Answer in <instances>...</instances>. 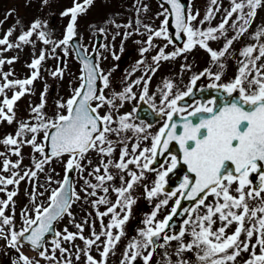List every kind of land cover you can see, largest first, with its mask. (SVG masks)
<instances>
[{
  "label": "snow or ice",
  "instance_id": "snow-or-ice-1",
  "mask_svg": "<svg viewBox=\"0 0 264 264\" xmlns=\"http://www.w3.org/2000/svg\"><path fill=\"white\" fill-rule=\"evenodd\" d=\"M92 3L93 0H83L82 3L74 0L73 6L62 13L70 16V21L59 41L50 40L46 32L40 31L42 25L37 20L21 32L15 43L9 41L14 31L9 29L0 38V46H6L0 51L30 44L33 35L37 34L45 45H53V53L62 48L64 56H67V46L77 35L78 15ZM136 3L139 4L140 0ZM191 3L192 0H187V3L161 0L162 11L157 16L164 19L158 28L143 24L139 19L141 11H148L147 5L136 7L137 27L134 31L139 34L142 27L147 33V39L142 42L144 46L140 48L141 56L156 47L155 39L162 38L167 43L151 57V64L146 59L137 61V67L144 66L143 74L135 80L126 77L127 82L121 91L106 94L105 90L111 86L112 73L101 69L99 59L94 62L93 53L99 57V48L107 49L108 45L94 46L92 53L82 46H74L82 67L79 85L73 87L71 96L57 102L58 111L50 118L45 110L46 86L41 102L31 108V119L21 121L15 134L0 139V145L5 149L0 151V193L6 196V199H0V239L17 253L12 264H40L41 259L47 264H73L72 249L64 247L65 243L73 245L77 264L81 256L85 264H107L109 255L125 236V226L136 204L132 193L146 172H154L156 176L151 188H145L147 197L152 199L163 193V198L143 221L145 227L139 230V238L127 244L119 264H136L141 256L143 264H150L157 248L165 249L164 264H173L167 251L172 241L178 245L175 264H191L190 260L179 257L193 250L197 252V264H236L242 253H249L244 264H264V63H258L264 59V27L253 33L254 43L239 50L240 60L234 78L223 80L225 62L233 55L234 44L248 33L257 9L264 7V0H228V8H222L221 0H210L203 19L199 18V10L193 12ZM221 12L220 22L213 26L212 21ZM170 19L175 29L174 38L169 29ZM112 23L117 28L132 27L131 21L125 25ZM98 31L103 33L105 29ZM132 34L125 31L124 39ZM181 40H184L182 46H175L170 53L165 51L169 45ZM221 40L223 43L218 49L210 46L211 42ZM197 47L209 54L210 63L216 66L217 71L205 68L199 74H193L183 91L175 90L176 85L165 80L159 96L150 93L152 76L158 71L161 61L175 59ZM112 56L120 59L115 52ZM47 57L46 51L42 50L38 57L33 58L28 65L32 69L31 75L25 79L9 80L11 72L0 73L3 78V83H0V96H3L0 121L9 124L15 121L14 106L21 97L30 94V86L40 78L42 62ZM15 60L16 57L0 58V67L5 63L11 65ZM190 69V64L181 65L182 71ZM64 74L65 68L60 66L50 72L53 78H63ZM204 76L211 77L213 83L209 87L222 91L223 95L188 111L187 106H180V102L193 94L197 82ZM135 87L141 88L139 94L134 91ZM16 88L19 90L9 98L6 90ZM137 98L156 109L155 114L163 118L164 122L155 134L150 132L151 124L132 122L136 108L131 112H120L125 103ZM156 99L160 101L159 107ZM105 108L107 111L101 115ZM185 112L186 115H181ZM175 116H179L178 121L174 120ZM129 132L131 136L126 135ZM145 141H150V146L141 148ZM173 141L179 145L181 155L171 152ZM25 146L32 149L33 156L30 166L21 171ZM118 147L119 155L114 158ZM92 151L100 156L96 166L87 159ZM13 156L17 157L15 161L11 159ZM160 156L168 159L157 168ZM53 160L64 164L63 176L59 180L54 179L57 174L54 168H50L46 184H40V174L45 173L46 166H50ZM180 164L187 166L188 175L174 191H165L170 174ZM112 168L124 173L119 177L122 182L119 187L108 186L116 179L110 171ZM74 172L79 174L82 185L78 186L73 181ZM22 182L31 186V192H26L31 206L20 212L21 225L17 228L14 197L18 196ZM9 186H12L11 190ZM110 191L115 193L114 202L109 199ZM209 197L213 198L211 203H207ZM182 198L191 201L193 206L183 207ZM80 201H90L95 216L100 218L101 230L97 232L93 222L88 237L83 234L84 226L89 224L88 218L75 223L72 211ZM170 201L173 203L169 212L162 219H157L158 213L169 206ZM10 206L12 214L6 215ZM100 206H105V211H99ZM91 215L88 214L89 217ZM182 215L186 218L178 233L168 234L174 217ZM65 216L77 229L76 232L69 231L67 227L62 231L56 229L55 225ZM104 217H110L106 225ZM233 225L235 228L229 234ZM49 234L51 240L48 239ZM186 236L190 237L187 243L184 241ZM77 239L83 242L84 247L74 244ZM25 244L39 258L26 255L22 251ZM49 244L50 247L46 246ZM93 247L99 252V260L91 254Z\"/></svg>",
  "mask_w": 264,
  "mask_h": 264
},
{
  "label": "rangeland",
  "instance_id": "rangeland-1",
  "mask_svg": "<svg viewBox=\"0 0 264 264\" xmlns=\"http://www.w3.org/2000/svg\"><path fill=\"white\" fill-rule=\"evenodd\" d=\"M70 1L71 0H48L47 3H44L43 0H0V34L2 33V31L4 35L9 29H16V34L13 36V38L16 39L17 41V38L21 34V32L26 31L31 25V23L39 20L42 25L40 31L46 32L50 40H52L53 38H57L59 36H63L65 32V28L70 21V16H63L62 13L65 11L64 5L66 4V2L70 3ZM144 1L150 3L149 4L150 8H156V2L154 0H140L139 4L136 3V0H95L94 1L95 4L92 3V5L89 8H87L84 13H81L78 16L77 30L81 32L86 44L88 45H91L93 44L92 42H94L93 39L90 41L93 31L101 28L105 29L107 36H105L104 44L108 45V48L107 49L102 48L101 55L99 57V63L101 65V69L103 67L104 70L108 68V71H111V73L113 74L112 81L114 82V86H116L115 89L117 91H121L125 86L127 82L126 77H128V80H131L133 77L136 76V74H133V68L137 66V61H139L138 55L140 54L133 56L131 58V63L129 65H124L125 66L124 70L120 71L118 66H121L120 63L121 59L119 60L114 59L112 53L115 52L116 54V52L120 51L121 48L124 50L125 45H133L136 51L138 50L137 48H139L140 45L142 44L140 40L131 37L137 34L134 31L135 28L137 27L135 23L137 19L136 7L141 6L142 3H144ZM71 2L73 5L74 0ZM80 2H83V0H80ZM221 5L222 8L230 7L228 0H221ZM209 6H210V0H193L192 10L193 12L199 10L200 12L199 18L203 19V16L206 13ZM7 9L12 10L11 12H13V14L16 17L14 18L10 11H7L10 12L9 14L3 12L4 10ZM143 12L144 11H141L139 13V19L142 21L143 24L150 25L149 23L151 21L150 19L151 18L156 19V17H147V15L153 14L154 12L146 11L144 12V14H142ZM60 14L62 15L61 17ZM222 14L223 13L221 12L216 15V19L212 21L213 26H215L220 22V17L222 16ZM112 21H115L116 24H120V25H125L129 21H131L132 27L128 29L124 27L117 28L115 24L112 23ZM153 22H155L153 24V28H158L156 24L158 23V21L154 20ZM259 27H264V7L257 9V16L255 17L252 26L249 28L248 33L244 35L238 43L234 44L232 50L233 55L230 56L225 62L224 77H223L224 81H229L232 78H234V76L236 75L238 69L237 62L240 60L239 50L243 46L255 42L252 39V35ZM125 31L133 33L126 40L124 39V37L120 35ZM117 33H119V35ZM228 34L231 35L232 33L229 32ZM143 36L146 40L147 33H145L143 28L141 27V32L140 34L137 35V37L140 39ZM113 37H115V39H113ZM31 40L32 43L22 44L20 48L14 47L8 51H0V58L5 60L10 59L14 56L19 57V59L16 62L11 64L12 66L7 65V63H5L2 67H0V73H4V70L6 68L13 69V66H15V69L11 71L12 75L9 76V80H15L17 78H20V76L21 79H25L29 77L31 75V69L28 67L27 64H30L33 58L38 57L43 49L48 54V57L52 60V66L54 65L53 71L55 70V67H58V59L60 56V52L63 51V49L58 48L53 53L51 47L50 52H48L47 48L49 47V45H45V47H43L44 43L39 40L37 34H34ZM9 41L11 43H15L12 41V36L9 38ZM138 41L141 43H138ZM154 43L156 44V47H154L153 49H157L160 43L158 42L156 43L155 41ZM222 43H223L222 40L219 42H211L210 46L213 47L214 49H218L222 45ZM3 47L6 46H0V48ZM67 47L69 48V54L66 56L65 62L61 66L65 68V74L63 78H53L52 76H50V74L48 75L52 66L51 67L48 66L49 60L43 63V72L47 68L46 70L47 76L45 78V72H44V76L42 78L37 79L33 83V85L30 86L31 88L30 94L24 95L23 97H21L19 101H17L16 105L14 106L15 115H16V119L14 121L15 127L13 126L14 129L10 130L11 131L10 134H15V132L17 131V126L21 121H28L31 119V108L35 105H38L41 102V94L44 92L46 86H47V94L45 97L46 99L45 110L47 115L51 118L58 111L56 107L57 102L69 98L72 94L73 87L79 85V79H78L80 75L78 73V70L80 69L79 63L77 62L74 56V52L70 44ZM151 57L152 55L146 57L148 63H152ZM258 63H264V59H262ZM184 64H190L191 69L189 71H182L181 65ZM208 64H211L209 54L205 50L197 47L191 52L182 54L181 56H178L175 59H171L169 61H162L158 69L163 70L165 72L168 71L167 73H170V77L174 80L172 82L175 85L176 84L179 85L178 87L176 86L175 90L179 89L180 91L181 89L182 91L186 88L187 84L189 83L188 77L192 76L191 74L193 72H197L203 68H206ZM211 69L213 71L218 70L215 65H211ZM172 70H174V72ZM16 72H17L16 74L17 77L15 76ZM41 72H42V66H41ZM41 72H40V76H41ZM139 72L142 71L139 70ZM128 74L131 75L129 76ZM154 82H158V80L155 78L153 79V82H150L149 85L150 93H155L154 91L159 92V89L163 88V86H158V84ZM0 83H3L2 76H0ZM16 89L19 90L18 88ZM134 89H136L138 92L141 91L140 87H135ZM12 90L13 89L6 90V94L9 98L12 95ZM158 92L155 93L157 96L160 95ZM110 94L111 91L109 90V95ZM2 99L3 96H0V100ZM156 102L159 103V99H156ZM129 109H130V105L128 103L127 110ZM105 111H107V108L103 109L102 113L104 114ZM124 111H125V105L123 106V108L120 109L121 113H123ZM7 130H9V128L8 129L6 128L5 130H2V127L0 128V139H3L4 131ZM148 143L150 146V141H148ZM0 146L3 147V145ZM3 151H5L4 147H3ZM92 154L93 151L88 153V156ZM96 154L97 153L94 151L93 159L95 160L97 158V162H99L100 158ZM22 155L24 159L21 165V171H23L25 167L30 166L31 158L33 156L32 149L29 146H25L22 149ZM12 158L14 159V161L17 159V157L15 156L11 157V159ZM37 158H39L38 155ZM61 166H62L61 161L53 160L52 166L51 165L46 166L45 173L40 174V177H42L41 179L46 181L45 178L50 168H54L60 173ZM57 175L54 177V179H57L59 177ZM149 179L150 181L147 184V188H151L152 186L151 175L149 176ZM45 181L42 184H46ZM22 197L23 194L22 192H20L17 198L22 199Z\"/></svg>",
  "mask_w": 264,
  "mask_h": 264
},
{
  "label": "flooded vegetation",
  "instance_id": "flooded-vegetation-1",
  "mask_svg": "<svg viewBox=\"0 0 264 264\" xmlns=\"http://www.w3.org/2000/svg\"><path fill=\"white\" fill-rule=\"evenodd\" d=\"M143 124H144V122H143ZM143 147H144V142H142L141 148H143ZM96 165L97 164L92 163V166H96ZM90 170H91V167L88 168V171H90ZM110 171L116 177V179L112 182H109L108 186L110 188L113 186L114 187L121 186L122 182L120 181L119 177L121 175H124V173H122L119 170H116L114 168L110 169ZM125 179H127V176H125ZM74 182H76L78 184V186L82 185V183H83L82 181L79 180V174L78 173H75ZM144 186L145 185H144V179H143L140 182H138V184L134 188L132 195L136 199V204L133 206L131 218L125 226V236L122 237L121 241L118 243L114 252L109 255L107 264H119L120 260L122 259V253L125 250L127 244L130 241H132L133 239L139 238V236H138L139 230L144 227V224H143V221L145 218L144 213L147 212V210L149 209L150 206L152 207V209H155V205L159 202V199L163 198V195H161L160 197H155V198L149 199L147 197L146 191H144ZM108 195H109V199L114 202L116 199L115 193L110 191ZM14 201H15V211H16L18 208V203L16 202V200H14ZM150 201L152 202V204L148 206V204H150ZM171 202L172 201H170L169 203H171ZM211 202H212V200L211 199L209 200V198H208L207 203H211ZM23 207L25 208L26 206H23ZM72 211H73V214L75 216V223H81L85 218H88V220H89V224H86L84 226V233H83L84 236L88 237L90 235V232H91L90 225L93 222H95V230L97 232H99L101 230L100 218H97L95 216V210L91 206L90 201H88V202H84V201L77 202L73 206ZM99 211H101V212L105 211V206H100ZM89 213L92 214L90 217L88 216ZM10 214H12L11 213V206L9 207V210L6 211V215H10ZM20 219H21L20 214L17 213V211H16L15 220H16L17 228H19L21 225ZM109 219H110V217H104L103 223L106 225L109 222ZM216 226H219V225L217 224ZM64 227H67L69 229V231H72V232L77 231V229L75 227H73V224L69 222V218L67 216H65L63 218V220H61L59 230L62 231ZM172 233H173V231L170 230L168 234H172ZM48 239L51 240V235L48 236ZM189 240H190L189 236H186L184 238L185 243L189 242ZM74 244L79 245L80 247H84L83 242L79 239L74 241ZM28 246H27V244L24 245L25 248H27ZM46 246L50 247V244L46 245ZM63 246L66 248L72 249L73 264H77V262L75 261V258H74L75 249L73 248V245L65 243ZM177 246H178L177 242L172 241V242H170V244L167 247V251L169 253V256L173 260V264H175V260L178 259L176 257V252H175V249ZM0 247H2L1 248L2 251L0 252V256H1L0 264H12V261L17 258L16 251L14 249H9L6 246V242L2 239H0ZM100 250H102V248ZM142 251H143V254H147L146 250H142ZM164 251H165L164 248H157L150 264H164V256H163ZM91 254L97 260L100 259L99 252L95 247H93ZM196 255H197L196 250H193V252H191V253H185L182 257H179V259L190 260L191 264H197L196 259H195ZM243 255H244V253L241 254V256H243ZM29 256L39 258L35 251H32L29 254ZM57 256H59V253H57ZM40 264H47V262L44 261L43 259H41ZM79 264H85V259L83 256H81ZM136 264H143L142 256L140 258H138V261L136 262ZM236 264H243V263L239 259H237Z\"/></svg>",
  "mask_w": 264,
  "mask_h": 264
},
{
  "label": "water",
  "instance_id": "water-1",
  "mask_svg": "<svg viewBox=\"0 0 264 264\" xmlns=\"http://www.w3.org/2000/svg\"><path fill=\"white\" fill-rule=\"evenodd\" d=\"M182 2L187 3L186 0H182ZM169 28L172 30L173 38H174L175 29H174L173 22L171 21V19H170ZM184 39H185V38H184ZM97 41H99V38H97ZM183 42H184V40H181L180 43L183 44ZM72 44H73V46H76V47H80V46H81V45H80V42H79L78 39L75 40V41H73ZM98 45H99V42H97L96 47H98ZM93 56H94V61H95V60H96V56H95L94 53H93ZM194 95H195V93H194V91H193V94H192L191 96L193 97ZM193 119H194V118H193ZM170 149H171V152H173L174 154H176V155H181V153H180V149H179V145H178L176 142H175V143H174V141L172 142V144L170 145ZM165 158H166V156H160V157H158V161H157L156 165H159L160 163H162V162L164 161ZM179 170H182V171H183V174H187V175H188V172L185 171V170H186V165L180 164V165L178 166V168H177L176 170H174V172H178ZM175 177H177V176H175ZM181 177H182V175H179V176L177 177L178 180H179ZM192 205H193V204H192L191 201H188V200L182 198V206H183V207H191ZM181 217H183V215H182Z\"/></svg>",
  "mask_w": 264,
  "mask_h": 264
}]
</instances>
